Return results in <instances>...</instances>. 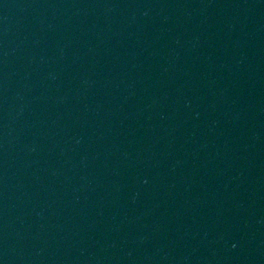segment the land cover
Segmentation results:
<instances>
[{
  "label": "water",
  "instance_id": "water-1",
  "mask_svg": "<svg viewBox=\"0 0 264 264\" xmlns=\"http://www.w3.org/2000/svg\"><path fill=\"white\" fill-rule=\"evenodd\" d=\"M0 264H264V0H0Z\"/></svg>",
  "mask_w": 264,
  "mask_h": 264
}]
</instances>
